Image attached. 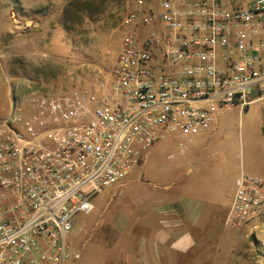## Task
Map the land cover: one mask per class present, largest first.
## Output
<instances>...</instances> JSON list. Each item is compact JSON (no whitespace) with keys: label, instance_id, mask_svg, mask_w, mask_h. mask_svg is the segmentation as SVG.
I'll return each mask as SVG.
<instances>
[{"label":"built area","instance_id":"built-area-1","mask_svg":"<svg viewBox=\"0 0 264 264\" xmlns=\"http://www.w3.org/2000/svg\"><path fill=\"white\" fill-rule=\"evenodd\" d=\"M106 81L0 117V264H70L76 214L122 184L165 134L264 109V0H130ZM225 224L264 234V177L241 174Z\"/></svg>","mask_w":264,"mask_h":264},{"label":"rangeland","instance_id":"rangeland-1","mask_svg":"<svg viewBox=\"0 0 264 264\" xmlns=\"http://www.w3.org/2000/svg\"><path fill=\"white\" fill-rule=\"evenodd\" d=\"M130 6V0H0V117L16 105L17 125L23 124L35 112L31 98L75 84L103 80L109 91ZM241 174L264 177L260 103L241 114L220 113L200 134L159 139L125 182L97 195L89 213L76 214L68 240L81 258L70 264H124L153 232L144 216L153 220L152 206L166 207L176 194L213 214L190 227L197 244L184 255L172 251L173 264H264V234H255L253 224H225ZM133 203L140 206L131 218Z\"/></svg>","mask_w":264,"mask_h":264},{"label":"crops","instance_id":"crops-1","mask_svg":"<svg viewBox=\"0 0 264 264\" xmlns=\"http://www.w3.org/2000/svg\"><path fill=\"white\" fill-rule=\"evenodd\" d=\"M145 1L154 3V0ZM169 187L168 185L167 188ZM139 206L136 203L132 204V209L128 212L131 218L138 211ZM152 211L151 215L153 218L151 219L153 220L144 216L142 222L146 228L152 226V234L137 242L138 249L130 254L127 253L126 258L124 256V264H173L172 251H178V253L184 255L197 244L190 233V227L205 225L210 218L209 214H213V208L209 210V213L205 214L206 210L196 206L193 199H185L177 194L168 203V206H152ZM130 240L132 238H125L124 241L128 245L129 243L131 244ZM116 260L115 257L114 261ZM196 263L197 261H195Z\"/></svg>","mask_w":264,"mask_h":264},{"label":"trees","instance_id":"trees-1","mask_svg":"<svg viewBox=\"0 0 264 264\" xmlns=\"http://www.w3.org/2000/svg\"><path fill=\"white\" fill-rule=\"evenodd\" d=\"M243 1H245V0H243ZM256 239V238H255Z\"/></svg>","mask_w":264,"mask_h":264}]
</instances>
